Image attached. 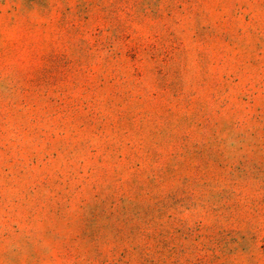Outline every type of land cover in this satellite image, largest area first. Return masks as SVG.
Segmentation results:
<instances>
[{"label": "rangeland", "instance_id": "obj_1", "mask_svg": "<svg viewBox=\"0 0 264 264\" xmlns=\"http://www.w3.org/2000/svg\"><path fill=\"white\" fill-rule=\"evenodd\" d=\"M0 264H264V0H0Z\"/></svg>", "mask_w": 264, "mask_h": 264}]
</instances>
